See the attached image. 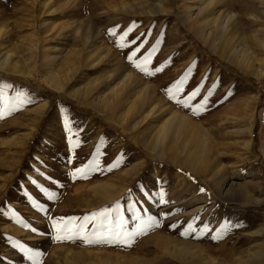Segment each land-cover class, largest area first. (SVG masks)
Returning a JSON list of instances; mask_svg holds the SVG:
<instances>
[{
	"label": "rangeland",
	"instance_id": "obj_1",
	"mask_svg": "<svg viewBox=\"0 0 264 264\" xmlns=\"http://www.w3.org/2000/svg\"><path fill=\"white\" fill-rule=\"evenodd\" d=\"M65 2L0 0V27L9 30L0 63L12 53L0 65V264H264V77L253 74L264 65V0H209V13L192 21L201 0ZM213 8L236 13L216 53L198 36ZM43 26L52 37L42 39ZM124 33L135 43L121 48ZM141 43L138 58L151 52L149 68L162 71L146 75L129 62ZM189 69L171 98L166 89ZM53 71L61 90L48 80ZM125 73L141 83L120 103L114 90L103 107L99 99ZM149 86L195 124L185 150L155 154L146 142L159 122H137L136 111L120 119ZM199 131L221 171L190 166ZM226 177L246 200L217 197L212 186ZM95 184L109 187L108 196ZM60 218L84 231L57 240L52 221ZM182 246L193 255L178 256Z\"/></svg>",
	"mask_w": 264,
	"mask_h": 264
},
{
	"label": "bare ground",
	"instance_id": "obj_2",
	"mask_svg": "<svg viewBox=\"0 0 264 264\" xmlns=\"http://www.w3.org/2000/svg\"><path fill=\"white\" fill-rule=\"evenodd\" d=\"M210 1H212V0H210ZM70 2H72V1H70ZM201 2L203 4V6L202 7L200 6L199 8H197L198 11H197V14H195V16H192L194 14V9L191 8L189 10L188 14L191 18V21H192V19H194V17L196 18V16H200V15L206 16L209 13V10L211 9L212 4L209 2V0L208 1L201 0ZM68 3L69 2L67 0L66 4H68ZM212 11H213V16L211 18H208L209 20L206 21V26H205V24L203 25L204 27H209V28L207 29V31L204 29L201 32H198L199 33L198 36L201 38V40L205 44L209 45L210 48L216 53V50L219 46L218 43L220 42V39H221V36H220V39L218 41V39H217L219 37L218 35L220 33L225 32L224 34H226V36H227V31L231 30L230 26L233 24V22H235L236 13L229 11L226 14V16L224 17V16H222V13L218 9L213 8ZM211 15H212V13H211ZM48 32H49V29L44 28V26H43L42 32H41L43 35L42 39L43 38L48 39L50 36L52 37V34H48ZM230 32H232V31H230ZM8 33H9V30L6 27H3V26L0 27V46L2 45V41L7 36ZM50 33H52V31ZM54 35H56V34H54ZM37 45L38 44H36L35 46H37ZM238 51L239 50H236V51L234 50L232 52V54H230V57H232V58L236 57V55L238 54ZM14 54H15V52H14ZM244 54H243V56H244ZM246 56L247 55H245V57L240 56L241 62L243 60H246ZM11 58H12V53H10V51L6 52L4 59L3 60L1 59L2 60L0 63L1 67L6 68V66L9 63H11ZM88 58L89 59H87V62L94 64V60L90 55L88 56ZM59 60H60L59 57L56 59H53L52 63H55ZM238 60H239V58H238ZM15 63H17V61ZM88 65H90V64H88ZM94 65H96V64H94ZM50 66L52 67V64ZM54 67H55V65H54ZM68 69L70 70V68H68ZM48 72H49V70H48ZM55 72L56 71H53V74L50 76V78H48V80H49L51 85L56 86L57 88H59L61 90V88H63V86L60 82L59 75ZM66 73H67V71H66ZM49 74H51V73L49 72ZM253 74L257 78L264 77V65H259V67L255 68L253 70ZM140 81H142L141 77L134 76L131 73H125L122 80L115 86V88H112L110 90V93L104 94L103 98H101V97H100L101 99L98 98L99 99L98 102H101L103 107H107L110 104L111 93L116 91L115 92L116 99H117L116 103H120L122 100L126 99L129 92L133 91V89L136 87L137 83ZM143 88L145 89V87H143ZM142 94H143V91H142ZM138 101H139V103H138ZM254 103L257 104V101ZM254 107L256 109V105ZM97 109H98V107H97ZM99 110H102V109H99ZM127 110L129 112L126 113L125 111H123L120 114V119L122 121H124L125 123L130 117H132V114L135 111H136V114H134L135 118L136 119L138 118L140 122H142V121L147 122L148 120H151V119L157 120L159 122L156 125V128L154 129L155 130L154 139L148 140L146 142V146L150 147V149L155 154L165 156L164 154L166 153L167 149L170 150L173 147L174 148L176 147V149H179L182 146V149L185 150L187 148V146L189 145L190 138L192 137L193 131L195 130L194 129L195 124L190 122V119L188 116H186L182 113H179V112H175V111H173V109H171L169 106H167L166 101H162V99H160L159 96L155 93L154 87L149 86L145 90L143 96L140 99H137L136 101L132 102V104L129 106V108H127ZM255 114L256 113L254 110V112H252V114H251V117H253V121H254V118L256 117ZM134 119H133V121H134ZM138 119H137V122H138ZM151 121H153V120H151ZM140 126H141V124H140ZM252 128H253L252 126L249 128L250 131H252ZM194 135H196V134H194ZM195 137H196V139H194V141L196 140V144H197L196 148H194V151H192L188 154L190 166H192L194 168H196V167L198 168L199 165L206 163L205 169L212 167V169L216 168V170H217V168H218V171H221L223 166L221 167V163H219V162L216 165L215 162L219 159V157L215 155L216 149H214V147L210 144V142L207 139L208 137L205 136L203 134V132H201V131H199ZM249 143H251V142H249ZM105 185H107V184H105ZM212 187H214V191L217 194V197H220L223 200H227V201H237L238 200L241 202L246 200L247 196H245L246 193L243 191L241 185L235 183L232 179L228 180V177H226V181L217 182V183L215 182ZM91 188H94L97 191L102 192L105 195L107 194V196H108L107 191H108L109 187L107 189L102 184H97V185L95 184V186H93V187L91 186ZM174 251L180 257L187 256V255H193L192 249H190L187 246L174 247ZM262 254L264 255V250H262Z\"/></svg>",
	"mask_w": 264,
	"mask_h": 264
},
{
	"label": "snow or ice",
	"instance_id": "obj_3",
	"mask_svg": "<svg viewBox=\"0 0 264 264\" xmlns=\"http://www.w3.org/2000/svg\"><path fill=\"white\" fill-rule=\"evenodd\" d=\"M113 35H115V33H113ZM127 35H128V33H124L123 35H121L119 37V40H120L119 46L121 48L127 47L130 44L135 43V41H127V43H125ZM142 43L140 45H137V47L132 49V51L129 53V55L127 56V59L129 60V62L131 64H133V66L136 67L138 70L145 73L146 75H154L156 72L162 71L163 68H155V69L149 68V64H150L151 59H152V53L151 52L148 53L147 56H144L143 59L138 58L137 53L140 51V48L142 47ZM153 51H155V49H153ZM190 71H191V69H189V71L180 80L176 81L173 86L166 89V91L169 93L171 98L176 99L178 94L183 91V85H184L185 81L188 79V76L190 75ZM199 87L200 86H198V88L196 90H194L191 94L188 95L187 100L190 101L192 99H195V97L197 95H199ZM177 102L178 103H184L185 107L190 106L185 101L177 100ZM77 171L80 172L83 170L78 169ZM73 175L75 176L76 173H73ZM106 214H107V210H105L103 213H100L99 215L100 216H106ZM85 219L86 220L87 219L95 220L96 215H93L92 217H86ZM74 220H75V218H72L70 220L65 219V218H60L58 220L53 219V221H52L53 227L56 229V231L58 233V235L56 237L57 240L72 238V236H70V235H63L61 233H71V232H73L74 229H78L79 232L84 231V225H77L74 223ZM119 226L120 225H117V227H119ZM81 238L84 239L88 243L93 242L87 235H84Z\"/></svg>",
	"mask_w": 264,
	"mask_h": 264
}]
</instances>
